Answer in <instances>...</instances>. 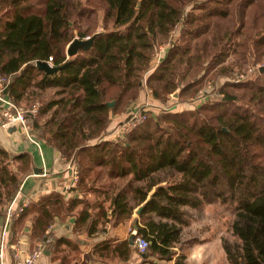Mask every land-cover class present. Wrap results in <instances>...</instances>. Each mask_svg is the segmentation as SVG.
<instances>
[{"label": "trees", "instance_id": "16d2710c", "mask_svg": "<svg viewBox=\"0 0 264 264\" xmlns=\"http://www.w3.org/2000/svg\"><path fill=\"white\" fill-rule=\"evenodd\" d=\"M178 26V37L147 73ZM93 36L89 49L66 56L75 38ZM231 54L235 63L225 65ZM50 58L53 67H65L47 75L35 66ZM250 61L264 65V0H0V76L9 80L2 97L20 105L31 89L53 90L38 117L25 113L29 130L64 159L77 156L79 166L69 198L50 192L10 220L7 247L21 244L16 237L27 222V251L44 241L56 218H73V235L87 237L107 224L131 222L129 234L136 230L150 243L138 264H159L151 257L185 264L183 255L174 259L173 249L190 225L186 217L221 199L235 204L236 242L221 240L227 262L264 264V71L254 79L229 78L235 65L243 69ZM211 72L229 81L207 102L157 117L149 112L124 139H103L111 117L128 111L144 80L155 100L165 102L178 91V101L195 97ZM7 108L0 103L1 116ZM31 163L28 153L11 154L0 143L5 211ZM94 168L127 184L108 201L91 203ZM48 248L60 264L80 255L78 242L63 237ZM93 253L125 263L133 250L127 239L106 240Z\"/></svg>", "mask_w": 264, "mask_h": 264}, {"label": "crops", "instance_id": "0c3cea01", "mask_svg": "<svg viewBox=\"0 0 264 264\" xmlns=\"http://www.w3.org/2000/svg\"><path fill=\"white\" fill-rule=\"evenodd\" d=\"M166 50L167 47L163 46L160 55H165ZM163 56H160L161 59ZM161 59H159V61ZM147 97L149 96L146 94L144 85L140 91L137 103H143ZM180 110L181 109H178L176 111ZM126 114L127 111L120 115L111 117L108 130L113 129L116 127V125L121 123L125 119ZM106 138L107 137H105L104 140ZM0 143L11 154L28 153L32 159L31 170L24 176L18 189L20 194L17 198V201H21L22 203L27 202L28 205L30 202L38 200L40 196L53 191L61 192L65 196V199L69 198L70 195L73 194V191L67 194H64L63 192L66 186H68L71 182L72 172L69 167L71 164H74L73 159H64L55 149L34 137L32 141H29L20 134H13L9 136L5 132V129H2L1 127ZM94 169L95 170L91 173H95V178L97 179H93V181L89 182V187H91L92 190L88 193L87 199L91 203L102 200L108 201L114 195V193L111 191V188L118 180L108 179L105 171L102 168ZM97 172L101 173L102 176H97ZM151 192L148 194V196L151 194ZM75 197L80 198L81 195L77 194ZM108 204L109 202H106L105 206L107 207ZM5 221V208L0 207V230L5 225ZM9 228L10 224L8 223L7 229L9 230ZM29 228L30 222H27L22 230L23 234H26ZM130 228L131 222L121 224L116 228H111L110 225L107 224L102 227L101 230L97 231L92 237H87L85 233L74 236L70 224L63 222L59 218H56L54 223L48 229V233L52 239H59L63 237L78 242V251L80 252V255L79 257H75V259L70 260L68 264H138L141 261V257L134 252L132 247V256L125 263L116 260H108L107 256L100 258L98 253H93L95 246L103 243L106 240H114V242H119L126 239ZM207 231L208 229H200V231H197V234H195L196 231L194 228L193 237H190L184 241L185 248H183L182 255L185 257V264H229L222 249L220 238H214V240L211 239L213 234H207ZM23 234L21 235L19 232L16 237L17 240L20 239V245L18 242L17 244H9V248L6 246L3 256L0 259V264H14V248H17L21 253H23L22 255H25V253L28 252L25 245L27 238ZM174 250L176 251V257L180 256V251L176 248H174ZM46 251L48 252L47 254H45ZM65 253L67 258H70L72 255L70 249H66ZM51 257L52 252L48 247H46L44 249L43 255L39 258L36 264H60V261L58 260L52 261ZM150 261L158 262L159 264H174V261H157L155 258H151Z\"/></svg>", "mask_w": 264, "mask_h": 264}, {"label": "rangeland", "instance_id": "374dc122", "mask_svg": "<svg viewBox=\"0 0 264 264\" xmlns=\"http://www.w3.org/2000/svg\"><path fill=\"white\" fill-rule=\"evenodd\" d=\"M81 1H82V3H85V0H81ZM101 16H102V13L99 12V17L101 18ZM178 29H179V26L173 31V33H171L172 38L170 40H167V42H166L167 44H170V45L173 44L174 38L178 37V34H179ZM166 43H164V44H166ZM161 46L162 45H160L158 47V49L156 50L155 56H154L152 63H151V69L147 73H149L151 70H153L158 65L159 62H157V59H161V57L164 55V54L160 55L161 54V48H160ZM235 59H236L235 55L231 54L229 56V58L227 59L225 65L235 63ZM250 59L253 60L252 58H250ZM251 63L252 62L250 61V66H246L243 69H239V68H237V65H235L234 71H235L236 75L234 77H229V78L236 79V77L240 73L245 74V78H243L242 81L259 77L258 71L260 68H262V67L264 68V65L252 66ZM147 73L145 74L144 77H146ZM212 74H213V72H211L210 75H208V77L203 81L204 83H202V86L200 89V91L202 93L205 92V85H206L205 82H207V81L213 85L214 91L212 90L210 92V94L211 93L212 94L209 96L208 99L216 96L215 95V91H216L215 89H216V87L219 88L222 85V83H223L222 80L224 79V78L220 79V77H216V76L213 77ZM144 85H145V80L143 82V86ZM147 90H148V88H147V86H145L146 94L149 97H147L144 100V102L149 104L148 107H150V109H151V110H149V112L154 114V116H156V117H157V115H159L162 112H174L178 109L182 110L184 108H189V106L186 105V103L189 101L190 98H188L186 100H178L177 101L176 100L177 97L174 98L172 95H169V97L167 98V100L165 102H160L158 100H155L152 97V95L147 92ZM176 92L178 93V91H176ZM53 94H54L53 90H47L46 92L42 93L36 89H31L28 92L27 99L24 100L20 105H16V106L18 108L24 110L26 113L29 112L28 110H30L33 106H36L37 107V113L34 117H38V115H40L39 112L44 107L45 103L48 100L53 99ZM195 97H191V98H195ZM137 102L138 101L136 100L135 103H137ZM135 103H133L131 106L140 104V103H137V104H135ZM149 112H147V113H149ZM46 117L47 116L44 115L40 118L41 123H43L44 120L47 119ZM115 128L116 127L108 130L109 132L105 136V137H107L106 139L113 140V139H111V137H109V135L112 134V132ZM30 133H32V132H30ZM35 136H36V134H35ZM117 140H120V139H117ZM95 142H97V140L90 142V144L93 145ZM71 159H73V161H74L73 165H76L77 169H78L79 166H78V162H77V156L73 155V157ZM100 175L102 176L101 173H99V176ZM94 178H95V173H91L88 181L90 182ZM127 181H128L127 179H123L120 181L118 180L117 182H115L114 186L111 188V191L113 193H115V191L123 188L127 184ZM234 210H235V204L234 203H232V202L223 203L221 201V199H214V201L211 204H203L201 206V208H199V209L190 210L189 220H188V216L186 217L187 221L190 222V225L183 230L179 243L177 245H175V248L180 251L179 255H182L183 248H185L184 241H186L190 237H193V235H194L193 229L194 228L196 231L195 234H197V231H200V229H208L207 234H210V233L213 234L211 239L214 240V238H220V240L223 239V240H226L230 243H235L236 238L233 237L232 231H231V226H232V223L234 220ZM133 217H136L135 211H134ZM205 223H207V224H205ZM128 235H129V232L127 233L126 239H127ZM173 251L175 253L174 257L176 258V251L174 249H173ZM151 258H153V257H151ZM150 259H148V260H150ZM165 264H169V263H165Z\"/></svg>", "mask_w": 264, "mask_h": 264}, {"label": "built area", "instance_id": "2783aa9c", "mask_svg": "<svg viewBox=\"0 0 264 264\" xmlns=\"http://www.w3.org/2000/svg\"><path fill=\"white\" fill-rule=\"evenodd\" d=\"M89 37H86L85 39H88ZM172 38V35L170 36V39ZM169 39V40H170ZM170 44H162L160 47L162 49L163 46L168 47ZM157 62H159V59H157ZM48 65L50 67H53L52 64V59L50 58L47 61ZM243 78H245V74L240 73L234 81H242ZM223 83L226 81H229V79H223ZM9 83V80L3 76H0V103L2 105H5L8 107L7 109H4L2 111V116L0 119V127L2 129H5L7 126L13 124V123H18L21 129L20 135L24 136L26 139L29 141L33 140V136L30 133L26 116H25V111L18 108L14 103H12L9 100H6L2 97V92L6 88L7 84ZM221 84V83H220ZM146 86V85H145ZM217 89L215 91V95L217 94ZM214 91L213 85L210 82H206L205 85V92L202 93L201 91L198 92L197 96L195 98H190L189 101L186 103L190 108L191 107H197L205 102H207L209 99V96L211 91ZM148 93L152 95V92L150 89L147 90ZM148 103H142L139 105H133L131 106L126 114L125 119L116 126V128L113 130L112 134L109 135L111 139L117 140V139H124L126 135L131 133L134 129H136L138 126H140L147 118V112H149L150 107H148ZM29 114L35 116L37 113V107L33 106L30 110H28ZM18 134V133H15ZM70 170L72 172V177H71V182L66 188L64 189V194L71 193L78 182V169L76 165L71 164L70 165ZM20 192L18 191L15 195V197L10 201L8 206L6 207L5 211V225L3 228L0 230V259L3 256L4 250L6 249L7 246V225L10 222L11 219L15 218L18 216L19 213L23 211V209L27 206V202H23L19 208H16V202L17 198L19 196ZM46 237L44 241L38 242L35 244L33 249L31 251H28L25 253V255H22L17 248H14L13 250V259H14V264H36V262L39 260V258L43 255L44 249L48 247L52 243V237L49 235L48 230L46 232ZM149 245L150 243L143 238L140 235H137L134 239V245H133V250L136 254H138L140 257L142 255H146L149 250Z\"/></svg>", "mask_w": 264, "mask_h": 264}, {"label": "water", "instance_id": "95a60500", "mask_svg": "<svg viewBox=\"0 0 264 264\" xmlns=\"http://www.w3.org/2000/svg\"><path fill=\"white\" fill-rule=\"evenodd\" d=\"M95 36V35H94ZM94 36L88 39H78L75 38L72 42L69 43V45L66 47V56L68 58L73 57L74 55H76V53L78 52L79 49H89L91 47V44L93 42ZM35 66L43 71L45 74H52V73H56L57 71L61 70L62 68L65 67V65L61 66V67H50L48 65L47 62H42V61H37L35 63ZM264 70V68H260L259 71L262 72ZM178 95L177 92H175L172 96L174 98H176ZM109 106H113V103H110ZM5 132L7 133V135L11 136L15 133L20 134L21 133V129L18 123H13L9 126H7L5 128ZM70 224H72L74 222V219L71 218L68 221ZM137 236V231L133 230L127 237V242L129 244L130 247H133L134 245V239ZM48 252L46 251L45 254H47ZM146 255H142L141 258H144Z\"/></svg>", "mask_w": 264, "mask_h": 264}]
</instances>
